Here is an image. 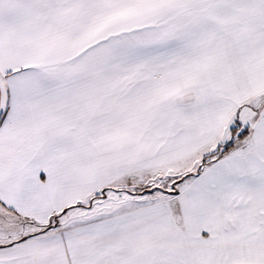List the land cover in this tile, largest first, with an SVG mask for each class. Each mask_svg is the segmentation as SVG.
<instances>
[{
	"label": "snow or ice",
	"instance_id": "6c2138e0",
	"mask_svg": "<svg viewBox=\"0 0 264 264\" xmlns=\"http://www.w3.org/2000/svg\"><path fill=\"white\" fill-rule=\"evenodd\" d=\"M0 264H264V0H0Z\"/></svg>",
	"mask_w": 264,
	"mask_h": 264
}]
</instances>
